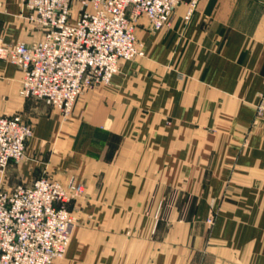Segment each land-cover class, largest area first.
I'll return each mask as SVG.
<instances>
[{
	"label": "crops",
	"instance_id": "0c3cea01",
	"mask_svg": "<svg viewBox=\"0 0 264 264\" xmlns=\"http://www.w3.org/2000/svg\"><path fill=\"white\" fill-rule=\"evenodd\" d=\"M185 12L158 31L141 17L146 55L86 89L65 119L22 97V72L0 59V115L21 113L34 129L10 182L85 187L52 264H264V0H200L189 21ZM27 14L21 0H0V40L41 39Z\"/></svg>",
	"mask_w": 264,
	"mask_h": 264
},
{
	"label": "built area",
	"instance_id": "2783aa9c",
	"mask_svg": "<svg viewBox=\"0 0 264 264\" xmlns=\"http://www.w3.org/2000/svg\"><path fill=\"white\" fill-rule=\"evenodd\" d=\"M26 19L43 30L41 39L0 40V59L22 72L20 95L45 101L65 119L79 97L109 85L122 61L146 55L136 29L141 17L152 31L171 25L185 4L189 21L200 0H21ZM264 118V92L255 104ZM34 129L21 113L0 115V264H52L65 256L75 216L68 205L84 193L71 178L42 175L9 184L8 168L26 160ZM172 198L168 200L170 203ZM208 222H212L209 219Z\"/></svg>",
	"mask_w": 264,
	"mask_h": 264
},
{
	"label": "rangeland",
	"instance_id": "374dc122",
	"mask_svg": "<svg viewBox=\"0 0 264 264\" xmlns=\"http://www.w3.org/2000/svg\"><path fill=\"white\" fill-rule=\"evenodd\" d=\"M7 173H8V171H7ZM8 182H9L10 185L12 184V183L10 182L9 178H8Z\"/></svg>",
	"mask_w": 264,
	"mask_h": 264
}]
</instances>
